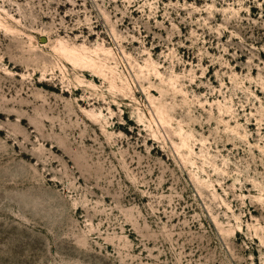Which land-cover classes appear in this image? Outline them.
<instances>
[{
    "label": "rangeland",
    "instance_id": "374dc122",
    "mask_svg": "<svg viewBox=\"0 0 264 264\" xmlns=\"http://www.w3.org/2000/svg\"><path fill=\"white\" fill-rule=\"evenodd\" d=\"M0 264H264V0H0Z\"/></svg>",
    "mask_w": 264,
    "mask_h": 264
},
{
    "label": "bare ground",
    "instance_id": "6f19581e",
    "mask_svg": "<svg viewBox=\"0 0 264 264\" xmlns=\"http://www.w3.org/2000/svg\"><path fill=\"white\" fill-rule=\"evenodd\" d=\"M62 50L65 51V57L67 56L69 60H71L74 64L80 63L89 68L96 67V61L93 60L91 57L81 54L77 50H69V48L66 47H62Z\"/></svg>",
    "mask_w": 264,
    "mask_h": 264
}]
</instances>
